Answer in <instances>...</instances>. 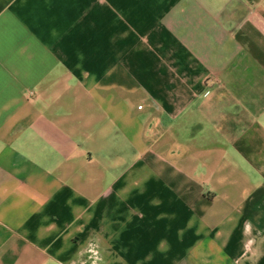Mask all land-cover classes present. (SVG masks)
Wrapping results in <instances>:
<instances>
[{
  "label": "crops",
  "instance_id": "obj_1",
  "mask_svg": "<svg viewBox=\"0 0 264 264\" xmlns=\"http://www.w3.org/2000/svg\"><path fill=\"white\" fill-rule=\"evenodd\" d=\"M0 264H264V0H0Z\"/></svg>",
  "mask_w": 264,
  "mask_h": 264
},
{
  "label": "built area",
  "instance_id": "obj_2",
  "mask_svg": "<svg viewBox=\"0 0 264 264\" xmlns=\"http://www.w3.org/2000/svg\"><path fill=\"white\" fill-rule=\"evenodd\" d=\"M141 108H142V106H139V107H138V109H141Z\"/></svg>",
  "mask_w": 264,
  "mask_h": 264
}]
</instances>
